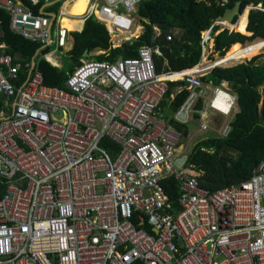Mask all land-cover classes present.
Returning a JSON list of instances; mask_svg holds the SVG:
<instances>
[{
    "label": "built area",
    "instance_id": "built-area-1",
    "mask_svg": "<svg viewBox=\"0 0 264 264\" xmlns=\"http://www.w3.org/2000/svg\"><path fill=\"white\" fill-rule=\"evenodd\" d=\"M140 2L89 0L83 14L66 12L82 18L73 30L60 25L58 8L52 33L50 16L22 0H0V264H264V159L248 180L209 192L187 164L181 132L159 113L168 83L182 82L176 92L189 91L187 111L206 129L194 105L211 85L202 77L219 66L205 63L213 34L224 29L219 17L201 31L200 58L189 68L157 73L153 54L160 51L143 44L133 58L83 57L64 87L44 84L35 59L25 77L2 39L6 14L11 31L41 48L53 45L46 61L69 52L71 32L88 18L122 38L112 47L132 43ZM246 6L264 12V0ZM182 34L171 27L166 40ZM185 70L191 72L169 78ZM235 101L229 88L213 86L207 108L222 113L214 104H225L227 115ZM103 138L119 145L116 156ZM170 176L180 185L175 203L161 184Z\"/></svg>",
    "mask_w": 264,
    "mask_h": 264
},
{
    "label": "trees",
    "instance_id": "trees-1",
    "mask_svg": "<svg viewBox=\"0 0 264 264\" xmlns=\"http://www.w3.org/2000/svg\"><path fill=\"white\" fill-rule=\"evenodd\" d=\"M22 1L35 14H39L40 8L46 3L40 0L38 4L31 5L26 0ZM62 1L44 7L43 11L50 12L49 7H55L53 13H56L63 4ZM236 1L240 2L243 9L259 0H141L135 13L140 25H136L131 34L137 35L141 25L142 33L132 43L125 42L115 47H112L105 26L93 18H88L81 31L71 32L73 45L68 52V67H61L59 61L56 64L46 61L43 55L51 51L53 45L41 48L40 44L11 31L10 20L6 14H3L2 39L7 52L17 55L22 61L25 77L32 60H38L43 82L48 86L64 87L68 75L80 64L84 51L88 54L94 49L104 51L95 55L94 59L114 61L117 58L136 57L138 48L147 44L160 51L159 55L153 54L157 73L180 71L193 66L199 60L201 31L207 29ZM154 26L159 28L158 35L155 34ZM171 27L183 30L179 40H166V34ZM216 29L217 26L214 27ZM246 31L250 33L249 36L228 29L213 34V50L224 57L246 43L264 39V12L249 10ZM259 56L261 55L230 66H215L202 77L204 83L212 86H218L223 81L229 84L236 95L237 106V111L229 120L227 134L211 135L199 140L187 156V164L201 174L198 178L199 186L209 192L248 180L257 163L264 159V91L260 90L264 86V62H256ZM174 86L176 83H168V89L160 103V111L165 115L176 114L189 96L187 89L172 94ZM194 108H202L201 98L197 99ZM100 144L112 156L117 155L119 145L113 140L103 138ZM161 184L169 201L175 203L181 192L179 181L170 176L162 179ZM5 188L6 184L0 181V197L3 196Z\"/></svg>",
    "mask_w": 264,
    "mask_h": 264
},
{
    "label": "rangeland",
    "instance_id": "rangeland-1",
    "mask_svg": "<svg viewBox=\"0 0 264 264\" xmlns=\"http://www.w3.org/2000/svg\"><path fill=\"white\" fill-rule=\"evenodd\" d=\"M50 6H52V5H50ZM49 8H50L49 10H51L50 12H53V10H55V7H49ZM60 8H61V5H60ZM136 25H140V21H139V18L137 16H136ZM222 28L228 29L229 31H234V30H231V29L226 28V27L221 26V25L218 26V30H220ZM54 29H55V25L51 29L52 33H54ZM142 31H143V27L141 25V29H140L139 33L141 34ZM234 32H237V31H234ZM249 35H247V36H249ZM128 37H129V35H128ZM110 41L112 42V44H116L117 45V44L122 42V38L121 37H116V36H110ZM245 42H248V41H245ZM210 44H212V46H213V41L210 42ZM212 46L207 51L208 52V57H207L206 61H214L216 58L221 57L218 52H215L213 50ZM207 52H206V55H207ZM99 53H102V52H100L99 49H94L90 53H88L87 56L84 57V58H87V59L93 58L95 55H98ZM258 55H261V56H259L257 58L256 62H264V49L261 52H258V54L254 55V56H258ZM52 56L56 59V62L59 61L61 63V67L62 66L63 67H68V63H69L68 52H66V51H61V52L60 51H56L55 53L52 54ZM250 59H241L239 61H234V62L231 61V62H228V63H222L219 66H230V65H233L235 63H241V62L248 61ZM208 64H210V62ZM184 73H186V72H184ZM174 83L178 84L179 81L174 82ZM222 84H225V87L227 89L229 88V90L232 92V89L230 88L229 84H227L226 82L225 83L222 82ZM209 87L210 88H208L209 90H208L207 95L204 96L203 98H201L202 99L201 112L204 113L203 115H205V118L203 119L205 122L204 121L203 122L205 123L206 130H203V129L200 128V119L201 118H200V115L197 114V113H193V112H188L187 111V116L185 118L186 122H184V124H182L181 121L176 119V114L175 113H171V114L165 115L164 112L159 111L160 114L163 113L162 114V118L165 121V123H170L178 131L181 132L182 139L180 141V143H181V148L180 149L182 151H184L186 154H188L190 152V150L192 149V147L194 146V144L196 142H198L199 140H201V139L209 137L212 134L216 135V136L226 135L227 133H224L225 127L229 126L228 125L229 120L231 119V117L235 113V111H237L236 104H235L233 110L227 115L219 113V112H217L215 110H212L210 108H207L206 107V105H207L206 103H207V100L210 97L211 91L213 89L212 85H209ZM260 90L264 91V86H262L260 88ZM175 92H176V90L173 87L172 88V94H174ZM195 115H197V116H195ZM55 117H59V115L58 116L55 115Z\"/></svg>",
    "mask_w": 264,
    "mask_h": 264
},
{
    "label": "bare ground",
    "instance_id": "bare-ground-1",
    "mask_svg": "<svg viewBox=\"0 0 264 264\" xmlns=\"http://www.w3.org/2000/svg\"><path fill=\"white\" fill-rule=\"evenodd\" d=\"M71 1L73 2L71 3ZM62 3L63 4L61 5V8L59 7L60 13H61V17L59 19L60 25L67 28L68 30L80 28L83 23L82 18L67 16L66 12L70 14L81 13L82 10H79V9H80V5L84 3V0H64ZM249 10H250V6L244 7L243 11L241 13H238L236 22L229 23V22L223 21L222 25L231 30L249 35L250 33L246 31L247 16H248ZM263 49H264V39H256V40H253L249 43H246L238 47L237 49H234L231 53H229L228 55L224 57L216 58L214 61H211L209 65L215 66V65H220L222 63H228L231 61L234 62V61H239L241 59H250L254 55L258 54V52H261ZM46 58L50 59V60L48 59V61L51 64H56V59L52 56V54H48ZM205 63L208 64L209 62H205ZM185 72L186 73L184 72L173 73L170 75L169 78L172 80L179 79L182 75L190 73L191 70H186ZM223 83H225V81H223ZM222 86H225V84H222ZM214 105L220 109V112L224 114L228 110V106L225 104L218 105L215 103Z\"/></svg>",
    "mask_w": 264,
    "mask_h": 264
},
{
    "label": "water",
    "instance_id": "water-1",
    "mask_svg": "<svg viewBox=\"0 0 264 264\" xmlns=\"http://www.w3.org/2000/svg\"><path fill=\"white\" fill-rule=\"evenodd\" d=\"M61 1L62 0H52V1H49V2L45 3L40 8V14H45V15L50 16V21H49V25H48L49 32H50V29H51V27L53 25L54 19H55V13H53V12H44L43 8L46 7V6H50V5L56 4V3L61 2ZM72 2L73 1H71V3ZM88 3H89V0H84V3L82 5H80V9H79V10H82V12L79 13V14L73 13V15H81V14H83L85 12L86 8H87ZM243 9H241L240 2L236 1L232 7L226 8L224 10L223 14L219 18H220L221 21H226V22H229V23L236 22L238 13H241L243 11ZM27 27L30 28V26H27ZM86 56H87V51H84L83 57H86ZM186 116H187V102H185L181 106L180 110L177 112V114H176L177 118L176 119H178L180 121H184ZM153 230H154V232H156L155 229H153Z\"/></svg>",
    "mask_w": 264,
    "mask_h": 264
},
{
    "label": "crops",
    "instance_id": "crops-1",
    "mask_svg": "<svg viewBox=\"0 0 264 264\" xmlns=\"http://www.w3.org/2000/svg\"><path fill=\"white\" fill-rule=\"evenodd\" d=\"M138 35H140V33L138 34ZM60 64V63H59ZM55 66H57V65H55ZM220 87H225V86H222V83L219 85ZM208 88H210L209 87V85L208 86H206L205 87V89H204V93H205V95L204 96H206L207 94L206 93H208ZM203 96V97H204ZM203 97H201V98H203ZM207 104V103H206ZM206 107H207V105H206ZM195 116H197V115H195ZM205 118V115H204V117H202V120ZM178 120V119H177ZM180 121V120H179ZM182 123H184V122H186V120H184V121H181ZM203 130H206V129H203ZM213 135V134H212Z\"/></svg>",
    "mask_w": 264,
    "mask_h": 264
},
{
    "label": "flooded vegetation",
    "instance_id": "flooded-vegetation-1",
    "mask_svg": "<svg viewBox=\"0 0 264 264\" xmlns=\"http://www.w3.org/2000/svg\"><path fill=\"white\" fill-rule=\"evenodd\" d=\"M186 71V70H185ZM185 71H183V72H185Z\"/></svg>",
    "mask_w": 264,
    "mask_h": 264
}]
</instances>
